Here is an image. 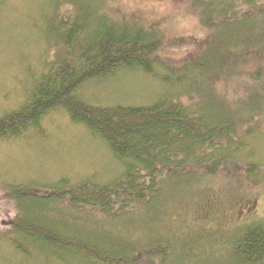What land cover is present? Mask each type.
I'll use <instances>...</instances> for the list:
<instances>
[{
	"label": "trees",
	"instance_id": "16d2710c",
	"mask_svg": "<svg viewBox=\"0 0 264 264\" xmlns=\"http://www.w3.org/2000/svg\"><path fill=\"white\" fill-rule=\"evenodd\" d=\"M120 1L48 0L50 30L40 35L53 58L29 80L23 103L0 115V142L11 143L39 134L62 110L120 172L105 183L8 187L13 218L0 242L40 264H264V167L251 146L264 141V44L225 33L264 22V0H170L189 3L209 32L198 57L180 67L157 55L158 36L117 19ZM124 71L166 92L146 106L80 96ZM235 86L232 98L217 92ZM241 92L250 98L237 104ZM120 231L126 238L115 237Z\"/></svg>",
	"mask_w": 264,
	"mask_h": 264
},
{
	"label": "rangeland",
	"instance_id": "374dc122",
	"mask_svg": "<svg viewBox=\"0 0 264 264\" xmlns=\"http://www.w3.org/2000/svg\"><path fill=\"white\" fill-rule=\"evenodd\" d=\"M47 1L0 0V115L16 110L23 103L31 85L29 80L38 78L44 61L53 58V52L48 50L40 35L42 31L50 30V22L44 14ZM73 1L70 0L72 4ZM188 4L170 0H121L112 11L121 22L137 24L140 29L158 36L157 55L165 64L180 67L185 61L193 62L198 57L209 36ZM242 26V29L231 27L225 33L243 32L242 37H258L254 44H264V39H261L264 34H260L264 32V22H246ZM218 35L223 42H227L223 32ZM217 41L221 45L220 39ZM236 87L217 92L232 98L237 94ZM249 90L251 95L253 91ZM165 92L166 89L158 81L141 73L124 71L104 81L90 82L80 96L94 105L146 106ZM261 94L264 95V91ZM182 95L185 96L183 101H186L185 93ZM250 95L246 99L241 92L240 100L238 93L237 104L248 102ZM251 146L257 163L264 167V141L256 140ZM119 172V166L107 149L83 128L72 125L62 110L43 122L39 134L11 143L0 142L1 237H6L4 234L8 233L13 218L12 206L5 194L8 187L43 186L62 178L78 181L93 177L97 182L105 183ZM95 229L91 227L88 230ZM133 229L136 228L130 230ZM123 233L120 231L115 237L126 238ZM13 237L20 239L16 234ZM3 242H0V264H40L33 259L23 261L21 257H15L7 250V243Z\"/></svg>",
	"mask_w": 264,
	"mask_h": 264
}]
</instances>
